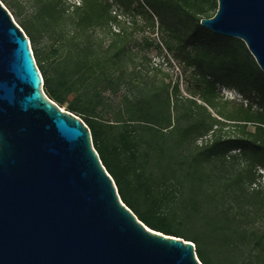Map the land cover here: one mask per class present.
Returning a JSON list of instances; mask_svg holds the SVG:
<instances>
[{"label": "trees", "instance_id": "trees-1", "mask_svg": "<svg viewBox=\"0 0 264 264\" xmlns=\"http://www.w3.org/2000/svg\"><path fill=\"white\" fill-rule=\"evenodd\" d=\"M23 1L18 23L43 90L89 127L125 205L149 228L194 243L202 264H264V72L243 41L201 25L218 0ZM128 22L143 47L192 70L208 107L218 86L247 105L217 119L187 99V112L174 114L171 93L144 81L149 72L126 74Z\"/></svg>", "mask_w": 264, "mask_h": 264}, {"label": "water", "instance_id": "water-1", "mask_svg": "<svg viewBox=\"0 0 264 264\" xmlns=\"http://www.w3.org/2000/svg\"><path fill=\"white\" fill-rule=\"evenodd\" d=\"M201 25L243 41L264 72V0H218ZM120 198L82 119L52 101L0 2V264H202Z\"/></svg>", "mask_w": 264, "mask_h": 264}, {"label": "rangeland", "instance_id": "rangeland-1", "mask_svg": "<svg viewBox=\"0 0 264 264\" xmlns=\"http://www.w3.org/2000/svg\"><path fill=\"white\" fill-rule=\"evenodd\" d=\"M72 1L77 4L79 3V0ZM0 2H2V4L7 9V6H9L10 9H8V11L12 15L14 21L19 25L18 22L22 21L25 16L23 10V6H25L24 1L0 0ZM130 21L132 20L130 19ZM140 25H142V23H140ZM126 27L128 28L127 31L135 32V35L133 36V42L131 44L132 51L125 63L127 75L132 73L140 74L139 72H141V74L149 72V77L143 76L144 74L142 75L144 81L149 82L150 87L154 91L163 90V93H161L164 96L166 95L167 91L171 93V101H173L172 104L174 105V114L182 115L187 112V109L190 107L187 99H194L199 105H205L208 107V105L199 98L198 94L195 93L198 91V89L196 88V83L191 76L192 70L184 69L183 66L174 60L170 54H167L166 51L161 53L154 49H146V46L143 47L141 42V34H139L141 32H138V25L128 22ZM97 33L101 36H104L102 30H98ZM156 35V33L153 34V36ZM145 57H148V60H146ZM154 74H156V76H154ZM176 88L178 89L177 91ZM216 93L217 94L213 99V103L216 105V107L215 109L208 107V109L211 113V116L217 119H220L217 114L218 112L235 116L237 115V112L242 109V104H244V107L247 105V102L243 100L242 96L235 90L218 86ZM175 102L177 103V107ZM197 112V110H194L193 112L188 110V116L197 114ZM184 121L186 122L187 118ZM228 123H235V121H229ZM227 130L229 131V128H225V131ZM190 149H192V147H190ZM232 168L235 167L233 166ZM227 175H229V173ZM262 183L264 186V179L262 180Z\"/></svg>", "mask_w": 264, "mask_h": 264}]
</instances>
